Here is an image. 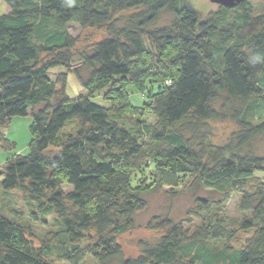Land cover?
I'll return each mask as SVG.
<instances>
[{"label":"trees","instance_id":"trees-1","mask_svg":"<svg viewBox=\"0 0 264 264\" xmlns=\"http://www.w3.org/2000/svg\"><path fill=\"white\" fill-rule=\"evenodd\" d=\"M2 1L9 10L0 16V128L28 109L32 122L29 153L0 165V264H52L53 247H35L28 229L12 216L16 193H22L35 220L55 216L58 258L71 264L88 254L98 264L114 259L120 264H264V181L254 175L264 171V151L239 152L255 139L264 141V13L255 15L248 0L233 8L218 6L207 19L187 0ZM163 12L171 21L156 27ZM69 23L106 26V38L81 54L82 66L90 70L87 79L75 72L82 88L89 94L111 90L110 101L124 100V109H149L154 125L129 124L122 108L112 113L91 96L69 100L66 74L50 79L52 69H68L72 62L75 38L67 32ZM148 50L152 53L146 56ZM118 78L126 83L109 89ZM146 78L159 83L157 93L148 95ZM129 84L147 94L140 109L128 101ZM49 102L51 110L42 106ZM186 119L190 126L232 121L239 130L227 147L205 148L199 155L175 129ZM73 121L77 130L63 133ZM14 146L0 133L2 150ZM151 160L168 174L190 173L200 184L222 188L223 201L214 205L219 209L240 190L239 211L250 216L235 230L226 229L218 217L204 221L192 235L174 228L143 244L136 259H124L114 237L136 227L146 189L132 180ZM64 185L71 190L64 191ZM163 224L172 226L165 219L148 228ZM241 230L253 232L243 248L226 246L213 253L205 245L230 242ZM91 231L95 243L80 248Z\"/></svg>","mask_w":264,"mask_h":264},{"label":"rangeland","instance_id":"rangeland-1","mask_svg":"<svg viewBox=\"0 0 264 264\" xmlns=\"http://www.w3.org/2000/svg\"><path fill=\"white\" fill-rule=\"evenodd\" d=\"M248 1L252 5L255 15L264 13V0ZM187 2L197 13L202 15V19L209 18L219 8L218 5L211 3L209 0H187ZM8 10L6 4L0 0V16L6 14ZM139 10L140 8L121 12L114 15V18L126 17L139 12ZM170 21V15L163 12L155 26L162 27L168 25ZM66 29L67 32L75 38L74 46L69 49L72 62L68 69L59 67L49 72V77L52 81L59 79L60 73L66 74V86L64 90L66 97L69 100H74L79 96H91L92 98L90 99L93 103L105 108L109 107L112 113H116L118 109L121 110L122 108L126 122L129 124L138 121L140 124L154 125L156 123V118L149 109L134 111L128 106L124 109V100L118 101L114 98L110 101L111 90H108L109 92L102 91L89 94L88 91L82 88L77 78L76 73L83 79H87L90 75V70L82 66L81 54L88 53L96 43L106 38V26L81 27L76 23H69ZM146 44H148L147 41ZM150 53L152 52L149 51L146 56L150 55ZM141 61H145V64H148L150 59L149 57H143ZM123 80V78L114 80L109 89L113 88L114 91V88L126 81ZM144 80L143 85L144 88L147 89L148 95H153L158 92L157 86L159 83L154 82L150 78ZM56 90L58 96L63 94V89L59 84H56ZM126 92L128 94V101L134 108H142L147 101V94L141 93L133 84L126 86ZM116 102L119 103V108ZM52 105L53 102H49L42 106L51 110ZM31 122V109H28L25 116H15L6 127L0 128V133L4 134L10 142L15 144L14 148L10 151H4L0 148V163H4L5 160L11 159L14 156H26L29 153L31 142L29 127ZM188 122H190V120H184L177 124L175 129L180 131L186 139L190 140L199 155H201L205 148L209 150L217 147H227L228 144L232 143L233 134L239 130V127L232 121L199 122L192 124V126L188 125ZM77 127V121H73L67 125L63 133L74 132L77 130ZM263 151L264 141L261 139H255L250 145L239 150L240 153L254 154H260ZM164 161L165 160L162 159V162ZM146 166V170L137 171L132 180L134 186L136 185L146 189V192L143 193L146 206L136 213V227L133 230L118 234L114 237L115 243L119 245L122 250V257L124 259H136L140 255L141 246L143 244L151 243L160 236L172 231L174 228L181 227L182 231H185L188 235H192L197 229L204 225V221L206 222L209 218L218 217L224 219L226 229L235 230L250 216L249 213L243 214L239 211L238 204L241 198L240 190L231 192L227 200L224 201L223 206L219 209V206L216 207L214 205L221 200L223 201L224 195L222 194V188L207 187L203 185L204 181L200 184L198 177L190 173L188 175L168 174L165 168L156 167L152 160L147 161ZM254 175L264 181V171L255 172ZM246 185L244 189H250L248 183ZM63 189L68 192L71 190V187L64 185ZM152 189L155 190L151 191ZM14 196V201L16 203L14 211L16 214H12V216H15L16 220L28 229L30 240L35 247L38 248L43 245L53 247L52 264H71L68 261L58 258L60 253L59 250L55 248L56 243L54 240V232L56 231L55 216L51 215L35 220L30 215L28 207L23 205L24 198L22 193H16ZM204 202L209 203L212 207L206 210L203 205ZM165 219H168L172 223V226L163 224L155 229L148 228L149 224L156 226L159 223H163ZM252 234V230H241L237 232L235 238L230 242L208 241L205 245L213 253L218 252L226 246L240 249L243 248ZM85 235V239L79 243L80 248L95 243L94 231L86 233ZM89 236L92 237V241L89 239ZM80 264L98 263L92 255L88 254L85 255ZM109 264H120V260L114 259Z\"/></svg>","mask_w":264,"mask_h":264},{"label":"water","instance_id":"water-1","mask_svg":"<svg viewBox=\"0 0 264 264\" xmlns=\"http://www.w3.org/2000/svg\"><path fill=\"white\" fill-rule=\"evenodd\" d=\"M209 1L221 7L233 8L236 5L241 4L246 0H209Z\"/></svg>","mask_w":264,"mask_h":264},{"label":"crops","instance_id":"crops-1","mask_svg":"<svg viewBox=\"0 0 264 264\" xmlns=\"http://www.w3.org/2000/svg\"><path fill=\"white\" fill-rule=\"evenodd\" d=\"M3 164L2 162L0 163V165Z\"/></svg>","mask_w":264,"mask_h":264}]
</instances>
